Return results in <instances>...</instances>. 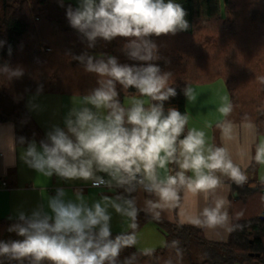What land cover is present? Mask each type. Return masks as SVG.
I'll list each match as a JSON object with an SVG mask.
<instances>
[{
    "label": "clouds",
    "instance_id": "1",
    "mask_svg": "<svg viewBox=\"0 0 264 264\" xmlns=\"http://www.w3.org/2000/svg\"><path fill=\"white\" fill-rule=\"evenodd\" d=\"M58 2L64 6V0ZM186 14L174 0H78L75 8L69 5L68 22L88 41L89 48L95 47L98 39L110 42L123 37L128 40L124 46L127 56L144 63L121 64L111 55L106 59L74 57L84 64L86 72L96 74L98 86L69 110L63 127L53 125L39 145L35 140L29 142L21 158L45 177L82 179L91 181L93 187L112 186L114 182L128 192L139 186L153 197L145 201L143 209L153 220L159 221L166 211L180 209L190 223L206 232H230L235 226L228 202L217 190L222 177L242 186L247 176L226 145L209 144L203 129L187 127L186 113L175 107L165 109V102L177 95L172 74L151 63L159 56L149 37L186 31ZM22 75L19 67L0 66V78L11 80ZM117 85L125 92L135 89V93L121 102ZM184 95L191 99L193 89L186 87ZM223 100L218 108L222 119L216 127L222 140L229 141L236 134V126L227 119L233 104L228 97ZM24 140L20 138L21 143ZM10 147H14L11 141ZM254 158L264 163V143L257 145ZM173 165L175 169L170 167ZM66 196L65 189H57L54 196L47 197V211L41 203L30 214L19 212V222L9 231L24 239L0 242V256L27 259L29 264H118L121 250L134 246L136 237L129 232L112 238L109 206L127 217L129 227L135 229L140 211L135 200L119 197L120 203L105 196L89 205L82 191L75 192L74 200ZM178 245L174 240L170 246L179 251ZM152 254V249L141 253ZM135 259L134 255L124 264H133Z\"/></svg>",
    "mask_w": 264,
    "mask_h": 264
},
{
    "label": "trees",
    "instance_id": "2",
    "mask_svg": "<svg viewBox=\"0 0 264 264\" xmlns=\"http://www.w3.org/2000/svg\"><path fill=\"white\" fill-rule=\"evenodd\" d=\"M186 11V31L175 35H153L159 59L151 61L162 72L172 74L177 95L165 102V109L175 107L187 114L184 89L191 84L222 80L229 101L239 121L251 122L264 135V0H174ZM71 5L64 0H2L0 4V66L21 68L23 75L8 80L0 78V120L25 126L27 136L40 142L41 128L25 106L29 93H59L82 97L97 87L98 77L85 71L74 59L81 55L96 58L115 56L121 64L139 66L144 62L130 59L124 51L128 40L117 37L98 39L95 47L73 29L66 17ZM72 6V5H71ZM73 7V6H72ZM74 8V7H73ZM9 48L11 54L9 55ZM171 83V82H170ZM42 90L38 91V89ZM119 99L135 93L117 85ZM188 127V126H187ZM187 131V129H186ZM254 159L250 170L257 167ZM175 169L176 166H171ZM230 214L235 230L227 241L209 242L204 230L160 219L158 226L166 236L164 246L151 256L141 255L135 245L123 248L118 264L135 255L133 264H264V181L247 180L242 186L232 183ZM149 220L139 211L137 227L121 233L136 234ZM18 219L0 218V242ZM179 241V251L171 247ZM204 252L195 261L193 247ZM260 253V256H251ZM0 264H29L28 261L4 260ZM43 264H48L46 261Z\"/></svg>",
    "mask_w": 264,
    "mask_h": 264
},
{
    "label": "crops",
    "instance_id": "3",
    "mask_svg": "<svg viewBox=\"0 0 264 264\" xmlns=\"http://www.w3.org/2000/svg\"><path fill=\"white\" fill-rule=\"evenodd\" d=\"M217 81L207 84L189 85L193 89V97L191 99L186 97V109L189 116L188 128L203 129L207 134L209 144L217 146L226 145L235 162L245 172L252 171L250 167L255 159L256 147L258 144L264 143V140H262V136L264 135L258 134L256 126L253 123L239 121L236 112L234 114L231 113L230 118L227 117L236 126V134L229 141L222 140L221 132L216 127L217 122L222 119L218 108L224 102V97H228L229 99V94L223 81L222 88H217ZM224 91L227 92V95ZM67 96L69 95L59 93H29L27 95L25 106L41 127L44 137L53 125L64 126L65 105H68L71 100L76 102L75 99H70ZM78 102L81 103V97ZM245 125H251V127H245ZM18 126L13 122H3L0 120V218L18 219L19 212L23 211L30 214L41 203H43L44 209L47 211V197L54 196L57 189H65L67 192L66 199L73 200L75 199V192L79 190L83 192L89 205L95 201H101L105 196L120 203L123 201L118 199L119 197L134 199L137 208L149 217L145 225L135 234V246L139 250L153 249L152 245L160 243L161 239L158 237L157 240V233L154 232V235L152 233L155 230V225L159 227L156 220H153L151 215L143 210L145 208V201L153 197L141 188L135 189L132 192L125 191L124 188L117 187L114 182L111 187L96 188L91 185V181H84L82 179L64 180L55 175L45 177L37 173L34 169L29 168L21 158L28 143L35 139L27 136L26 129ZM21 133L24 134V143L20 142L19 136ZM10 141L14 144V147H10ZM35 141L39 145V142ZM221 179L223 183L217 190V195L228 202V211L232 219L230 202L233 199V182L226 177H222ZM247 180H250V178H247ZM251 180L263 181L259 180V178ZM3 183H6V185ZM200 203L202 207L203 200ZM109 212L112 215V233L129 231L130 222L127 217H122L116 213L111 206H109ZM161 219L171 223L194 226L180 209L162 213ZM157 231L158 229H156ZM230 233L231 231L206 232L204 230V236L209 242L227 241ZM155 240L158 242L153 243ZM163 241L164 239L161 243Z\"/></svg>",
    "mask_w": 264,
    "mask_h": 264
},
{
    "label": "rangeland",
    "instance_id": "4",
    "mask_svg": "<svg viewBox=\"0 0 264 264\" xmlns=\"http://www.w3.org/2000/svg\"><path fill=\"white\" fill-rule=\"evenodd\" d=\"M66 2H70V4L75 8L76 6H77V4H78V0H65ZM2 3V0H0V4ZM216 85H218V87L217 88H219V87H221L222 88V80H218L217 81V83H216ZM224 93L227 95V92L226 91H224ZM67 97H70V99H75V101L76 102H73V100H71V102L70 103H68V105L66 104L65 105V109H64V112H65V116L67 115V113L69 112V110L70 109H72L73 108V106L74 105H78V104H80V102H78L79 101V99H80V97H78V96H71V95H69V96H67ZM130 97V96H129ZM129 97H126L125 98V100L124 101H126ZM27 109V108H26ZM234 113H236V109L235 108H233V111H232V114H234ZM228 118H230V116L228 117ZM35 120V119H34ZM35 122H36V120H35ZM37 123V122H36ZM20 126V125H19ZM18 126V127H19ZM21 128H24V129H26L25 128V126H20ZM40 127V126H39ZM41 128V127H40ZM20 138L21 137H24V134L23 133H21V135L19 136ZM262 140H264V136H262ZM241 169H242V171H244V169L241 167ZM244 173H245V175L247 176V178H250V179H258L259 178V180H263L264 181V163H258L257 164V167L254 169V170H252V171H249V172H245L244 171ZM155 227V230H153V235H154V232L155 233H157V240H158V237H159V239H161V241L164 239V241H163V243H161V241H160V243H156L157 245H152L153 246V249L152 250H155L156 248H158V247H160V246H164L165 245V243H166V236H165V234L163 233V231L161 230V229H159V227H157V225H155L154 226ZM156 229H158V231L156 232ZM162 235V236H161ZM24 239V237H21V236H19L15 231H9L5 236H4V240L6 241V242H11V241H17V240H20V241H22ZM157 240H155L153 243H155V242H158ZM159 244V245H158ZM192 256H193V259L195 260V261H202L205 257V255H204V252L201 250V249H199V248H197V247H193V249H192ZM4 260L6 261V260H10L8 257H4ZM27 260V259H26ZM48 264H49V262H48ZM237 264H243V263H237Z\"/></svg>",
    "mask_w": 264,
    "mask_h": 264
},
{
    "label": "built area",
    "instance_id": "5",
    "mask_svg": "<svg viewBox=\"0 0 264 264\" xmlns=\"http://www.w3.org/2000/svg\"><path fill=\"white\" fill-rule=\"evenodd\" d=\"M99 175H101V176H103L104 177V179L105 180H107V179H109L105 174H103V173H101V174H99ZM4 185H6V183H3ZM91 185H92V182H91ZM102 187H111V186H108V185H99V186H97L96 188H102ZM138 188H140L139 186H136V189H138Z\"/></svg>",
    "mask_w": 264,
    "mask_h": 264
},
{
    "label": "water",
    "instance_id": "6",
    "mask_svg": "<svg viewBox=\"0 0 264 264\" xmlns=\"http://www.w3.org/2000/svg\"><path fill=\"white\" fill-rule=\"evenodd\" d=\"M250 255H251V256H254V255H255V256H260V253H251Z\"/></svg>",
    "mask_w": 264,
    "mask_h": 264
}]
</instances>
